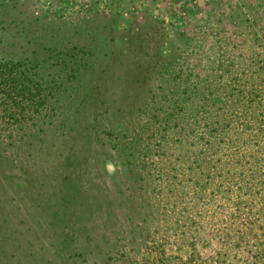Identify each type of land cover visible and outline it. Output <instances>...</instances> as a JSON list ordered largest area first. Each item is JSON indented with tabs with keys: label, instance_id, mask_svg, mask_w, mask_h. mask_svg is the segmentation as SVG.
I'll return each mask as SVG.
<instances>
[{
	"label": "rangeland",
	"instance_id": "1",
	"mask_svg": "<svg viewBox=\"0 0 264 264\" xmlns=\"http://www.w3.org/2000/svg\"><path fill=\"white\" fill-rule=\"evenodd\" d=\"M29 6L139 63L0 111V264H264V0Z\"/></svg>",
	"mask_w": 264,
	"mask_h": 264
},
{
	"label": "trees",
	"instance_id": "2",
	"mask_svg": "<svg viewBox=\"0 0 264 264\" xmlns=\"http://www.w3.org/2000/svg\"><path fill=\"white\" fill-rule=\"evenodd\" d=\"M30 1L0 0L2 113L13 116L24 109H46L56 92L77 82L84 70L106 74L123 58L133 66L139 63L129 35L97 37L88 30V36L77 33L66 39L58 33L54 20L34 16ZM114 30L121 33L118 27Z\"/></svg>",
	"mask_w": 264,
	"mask_h": 264
}]
</instances>
